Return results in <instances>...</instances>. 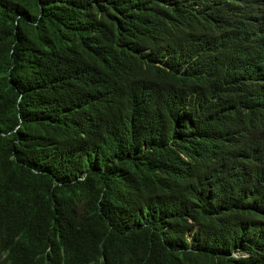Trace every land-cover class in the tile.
<instances>
[{
    "label": "trees",
    "instance_id": "1",
    "mask_svg": "<svg viewBox=\"0 0 264 264\" xmlns=\"http://www.w3.org/2000/svg\"><path fill=\"white\" fill-rule=\"evenodd\" d=\"M261 20L264 0L215 24L187 0H0V264H264L236 57Z\"/></svg>",
    "mask_w": 264,
    "mask_h": 264
},
{
    "label": "clouds",
    "instance_id": "2",
    "mask_svg": "<svg viewBox=\"0 0 264 264\" xmlns=\"http://www.w3.org/2000/svg\"><path fill=\"white\" fill-rule=\"evenodd\" d=\"M194 5L196 12L206 16L210 24H215L226 16L234 15L239 8L249 2L257 0H187ZM264 24V20L258 22L251 36L236 45V57L242 67L240 76L248 77V85L244 107H250L251 112L257 117L264 116V53L260 58H251L261 46L264 40H258L254 30Z\"/></svg>",
    "mask_w": 264,
    "mask_h": 264
}]
</instances>
